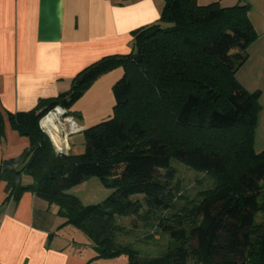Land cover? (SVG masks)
Segmentation results:
<instances>
[{"label": "trees", "instance_id": "16d2710c", "mask_svg": "<svg viewBox=\"0 0 264 264\" xmlns=\"http://www.w3.org/2000/svg\"><path fill=\"white\" fill-rule=\"evenodd\" d=\"M249 11L246 5L164 0L160 19L132 34L130 54L104 57L83 69L67 92L40 100L31 111L9 114L12 129L29 147L0 163L2 205L17 203L26 192L55 205L64 219L60 227L80 230L97 259L264 264V218L254 223L257 213L264 215V151L254 150L260 91L248 92L236 80L258 37ZM117 68L123 75L112 87V116L82 132L83 154L59 157L40 119L55 107L73 117L72 105ZM173 159L212 174L214 188L191 209L184 207L182 218L170 220L173 244L164 255L138 260L128 246L116 247L115 235L123 229L117 219L159 222L160 213L175 210ZM89 178L112 191L102 204L83 206L67 194ZM184 219L191 221L187 227Z\"/></svg>", "mask_w": 264, "mask_h": 264}, {"label": "crops", "instance_id": "0c3cea01", "mask_svg": "<svg viewBox=\"0 0 264 264\" xmlns=\"http://www.w3.org/2000/svg\"><path fill=\"white\" fill-rule=\"evenodd\" d=\"M211 3L250 8L258 37L237 73L243 74L239 83L248 92L260 91L254 149L258 140L264 149V0H197L198 5ZM163 6L164 0L122 5L112 0H0V163L29 147V140L12 129L9 114L31 111L40 100L67 92L83 69L104 57L130 54L132 34L155 24ZM122 75L121 68L105 73L72 105L69 112L82 128L112 116V87ZM80 135L81 140L68 141L66 155L84 153ZM5 188L0 182V264H121L119 258L97 259L91 244L76 243L70 234L67 238L69 226L60 227L64 219L58 208L30 192L2 205Z\"/></svg>", "mask_w": 264, "mask_h": 264}, {"label": "rangeland", "instance_id": "374dc122", "mask_svg": "<svg viewBox=\"0 0 264 264\" xmlns=\"http://www.w3.org/2000/svg\"><path fill=\"white\" fill-rule=\"evenodd\" d=\"M162 27L166 26L163 25ZM242 75V73H236V80L238 82H241L243 79ZM255 80L252 82H255ZM250 92L252 93V91ZM262 102H264V97H262ZM256 131L258 133L257 129ZM81 139L82 136L78 134L69 138V142ZM259 141L255 143L257 148L254 150L256 153L264 151V149H261ZM171 169L174 173V179L171 185L175 195L173 202L175 206L174 211L160 213L158 217H160L161 221L159 222L157 221L159 218L157 220L151 219L146 223L134 217L117 219V222L123 229L115 235L116 247L124 248L128 246L136 253L138 260L157 258L164 255L167 249L173 244L167 232L170 227V220L182 218L183 216L180 212L184 207L191 209L193 205H197L201 201V196L204 193L214 188V178L210 173L194 170L175 159L171 161ZM111 193L112 191L105 188L97 178H89L67 191V194L76 197L83 206L102 204ZM262 218H264V215L261 212L257 213L254 217V223H260ZM189 222H191L190 219H186L184 221V227H187ZM65 233H67V238L73 236L71 239L76 243L90 244L89 239L80 230L72 226H69ZM68 234L71 237H68ZM117 258H119L118 261L121 264H128V257L120 256ZM189 264L193 263L190 262Z\"/></svg>", "mask_w": 264, "mask_h": 264}, {"label": "built area", "instance_id": "2783aa9c", "mask_svg": "<svg viewBox=\"0 0 264 264\" xmlns=\"http://www.w3.org/2000/svg\"><path fill=\"white\" fill-rule=\"evenodd\" d=\"M53 117L51 121H47L49 117ZM39 127L42 132L50 140L52 135L56 141L63 147L65 153L68 149V141L72 136L82 134L85 130L82 128L76 120L69 116L67 111L61 107H55L51 111L47 112L39 121ZM51 142V141H50ZM52 147L54 144L51 142ZM55 153L56 149L53 147Z\"/></svg>", "mask_w": 264, "mask_h": 264}, {"label": "water", "instance_id": "95a60500", "mask_svg": "<svg viewBox=\"0 0 264 264\" xmlns=\"http://www.w3.org/2000/svg\"><path fill=\"white\" fill-rule=\"evenodd\" d=\"M50 141L54 144L53 147L57 150L56 154L59 157H66L67 156L63 147L56 141V139L52 135L50 136Z\"/></svg>", "mask_w": 264, "mask_h": 264}, {"label": "bare ground", "instance_id": "6f19581e", "mask_svg": "<svg viewBox=\"0 0 264 264\" xmlns=\"http://www.w3.org/2000/svg\"><path fill=\"white\" fill-rule=\"evenodd\" d=\"M52 118H53L52 116H51V117H49L47 121H51V119H52Z\"/></svg>", "mask_w": 264, "mask_h": 264}]
</instances>
